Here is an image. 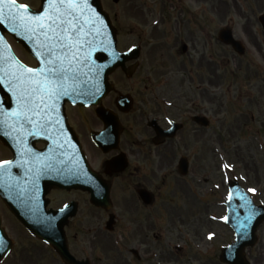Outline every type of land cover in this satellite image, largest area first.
<instances>
[{
    "label": "flooded vegetation",
    "instance_id": "af4514ba",
    "mask_svg": "<svg viewBox=\"0 0 264 264\" xmlns=\"http://www.w3.org/2000/svg\"><path fill=\"white\" fill-rule=\"evenodd\" d=\"M40 4L41 0H38L36 7ZM115 4L120 7L119 12L132 14V22L128 21L130 28L142 30L135 33V40L123 48L139 47V66L134 73H125L120 69L117 78L111 79L110 76L113 88L96 106H77L66 102L62 111L57 113L62 129L53 128L55 134L63 139H67L68 133L73 130L88 163L111 185L112 207L109 210L93 204L86 189L53 187L48 191L49 207L53 209L76 203V212L69 219L66 232L69 248L79 259L88 258V254L94 250L92 245L101 234L127 230L136 235L142 226L143 210L149 209L157 201L155 197L151 205L144 204L138 191H155L164 185L169 177L171 158L187 156L191 162L200 154L202 134L211 124L203 126L194 117L205 115L212 122V118L204 113L199 99L202 91L208 92L203 85L212 87L215 84L212 72L215 70L216 73V44L220 30L228 28L234 31L240 26L244 40L257 46L262 44L254 31L257 28L263 30L260 17L264 13V0H116ZM116 18L118 20V13ZM116 33L120 40L119 26ZM203 66L208 68L211 77L200 75ZM121 94L129 95L133 103L129 112L121 108ZM5 106L15 105L7 98ZM62 117L64 122H61ZM118 120L122 128H119ZM176 127L178 130L174 136H165L166 131ZM117 135L119 144H116ZM95 137L100 141L106 137L103 145L108 150H103ZM46 145V141L36 142L38 149ZM2 146L8 153L2 158L3 161L11 160V149L5 143ZM121 154L126 156L128 167L119 172L109 167V163ZM11 177L14 181L23 180L18 181V186L26 183L33 188L32 182L25 181L26 175L21 168ZM181 178L185 180L187 176ZM122 187L133 190L132 199L122 196ZM258 195L264 203V191L260 190ZM2 206L7 214L6 221L13 220L21 231H13L5 223L12 248L0 264H47L43 263L42 241L31 234L3 202ZM25 211L31 212L32 209ZM111 214L115 216V223L114 230L109 232L105 230V225ZM79 216L82 217L81 224L77 225ZM230 232L231 238L219 245L218 252L207 256L212 264H228L222 262L221 254L223 247L233 242L234 231L231 229ZM79 233L83 237L88 234L93 239L89 242L90 252L85 250L83 255L76 253L71 245V238L77 239ZM255 234L253 244H247L240 255L243 254L242 258L249 264H264V221L259 224ZM134 242L141 251L131 250L134 257L132 264H153V260H157L153 253L160 248H154L144 238L135 239ZM85 244L81 242L80 245ZM45 248L52 261L66 264L53 246L46 245ZM176 248L182 249L179 245ZM196 264L205 263L198 259Z\"/></svg>",
    "mask_w": 264,
    "mask_h": 264
},
{
    "label": "rangeland",
    "instance_id": "374dc122",
    "mask_svg": "<svg viewBox=\"0 0 264 264\" xmlns=\"http://www.w3.org/2000/svg\"><path fill=\"white\" fill-rule=\"evenodd\" d=\"M18 1L32 7L38 3V0ZM103 3L114 27L119 26L121 30L119 48H126L135 40L134 34L142 30L128 26L132 14L119 12L120 7L113 0H103ZM234 32L243 39L247 52L239 55L220 41L216 44V73L212 72L215 84L212 87L203 85L208 92L202 91L199 99L204 113L213 123L202 134L201 152L191 160L190 175L183 180L177 172L179 157L171 158L169 177L164 185L155 189V204L143 210L139 232L134 235L118 230L121 234L116 232L114 237L99 235L92 245L93 252L88 254L93 264H132L134 257L130 249L140 250L134 242L139 238L160 248L153 253L158 260H153V264H196L198 259L212 264L207 256L217 253L219 245L231 237L229 228L217 219L224 213L226 179L237 178L247 189L264 191V32L259 28L254 31L262 42L259 46L244 40L240 26ZM11 43L21 60L31 66L35 64L22 46L12 40ZM208 72L203 66L200 75L209 78ZM118 73L121 71L117 70L111 79L117 78ZM6 156L8 153L0 143V159ZM121 192L128 200L132 199L130 188L122 187ZM254 198L262 202L259 195ZM0 209L9 228L19 231L21 228L13 220L6 221L7 214L1 203ZM81 218L79 216L77 225L81 224ZM210 233L216 235L212 240ZM92 240L88 234L83 237L79 233L77 239L71 238V245L76 253L83 255L85 250L90 252ZM81 242H85V246H81ZM25 245H28L27 238ZM176 245L182 249L178 250ZM40 249L43 263L56 264L43 244Z\"/></svg>",
    "mask_w": 264,
    "mask_h": 264
},
{
    "label": "snow or ice",
    "instance_id": "6c2138e0",
    "mask_svg": "<svg viewBox=\"0 0 264 264\" xmlns=\"http://www.w3.org/2000/svg\"><path fill=\"white\" fill-rule=\"evenodd\" d=\"M5 21L12 23L13 32L19 26L34 44L38 66L28 67L12 57L8 67L0 70V86L7 89L15 105L9 109L0 102V128L5 136L20 141L17 145L20 158L0 161V172L11 175L14 167L32 171L35 189L44 169L51 166L29 168V164L41 157L28 146L26 139H52L50 130L62 129L57 115L59 106L64 98L83 94V88L91 79L90 74H94L98 81L104 66L97 60L109 50L110 42L104 44L100 41L98 44L103 22L89 0H43L38 12L18 0H0V23ZM89 92L95 95L91 89ZM14 183L18 184V181ZM250 191L255 192V189ZM253 215L250 210L247 218L251 220Z\"/></svg>",
    "mask_w": 264,
    "mask_h": 264
},
{
    "label": "water",
    "instance_id": "95a60500",
    "mask_svg": "<svg viewBox=\"0 0 264 264\" xmlns=\"http://www.w3.org/2000/svg\"><path fill=\"white\" fill-rule=\"evenodd\" d=\"M92 8L94 9L95 13L99 14V17L101 18L103 25L101 27V36L98 38V44L100 41H103L104 44H108L110 42V48L107 52H104V56L102 59H98L97 63L104 66L103 71L100 73L99 79L97 82H93V79L96 78L94 74H90L91 79L87 82L86 86L83 88V94L77 95L70 100H75L77 103L81 104H88V103H96L97 100L106 94L110 90V86L107 82V77L109 73L113 72L117 67L122 66L125 68V62L131 58L136 57L134 55L133 57H130L126 53H120L117 50L116 46V35L115 30L113 29L110 20L108 16L101 10L100 4L98 0H89ZM7 11V9H5ZM33 12H36L33 10ZM264 21V17H263ZM12 23L5 21L4 23H0V70L6 69L8 67L9 58L16 57L13 55L10 47L8 46L3 34L5 31H8L11 33L16 40L21 42L27 50L35 55V46L34 44L26 38V35L23 33V30L17 26V31L13 32L12 29ZM98 27H100L98 25ZM221 39L225 41L228 44H232V46L240 53L244 52L243 45L240 41L236 40L232 36V32L230 30H225L221 33ZM97 52V56H99ZM17 60V59H16ZM14 62V61H13ZM133 71V68H131ZM87 71V69H85ZM99 89L98 91L96 89ZM89 89H91L92 92L95 93V95H91L89 92ZM201 122H204L207 124V122L204 119L199 120ZM0 128V138H2V132ZM74 149L77 150L78 156H81L79 148L74 144ZM109 166H112L115 170H123L127 163L124 161V158L122 156H119L116 158L115 161L110 162ZM188 162L186 158H182L180 160L179 169L182 173L187 172ZM75 180L79 183L83 182L86 183V187L89 188V190L92 193V201L96 203L97 205H102L105 207L110 206V186L108 183L103 181L97 174L89 171L87 167L84 170V174H81V171H75ZM84 180H83V179ZM52 183V182H51ZM50 183V184H51ZM5 179L3 176V172H0V193L3 194L4 188H5ZM50 186V185H48ZM75 187H84L81 184H75ZM70 188V186H67ZM46 190V189H45ZM141 195L143 199L147 202H150V195H148L147 192L141 191ZM235 196H238L235 193ZM244 197L246 199H244ZM244 197H240L241 200H243V203L249 208L247 209V214L242 217H237L238 215L232 217L230 221H232V225L237 233V243L233 244L230 248H226L224 250V256L223 260L228 261L231 264H248L247 262H242L240 259H238V256H243V254L240 255L241 249L247 244L245 240L251 238V235H248L249 230H253L255 224H258L261 220V218H264V207H255L253 205V202L248 195H244ZM243 198V199H242ZM254 212V215L251 220H249L247 217L249 215V211ZM237 209H233L234 214ZM231 212V214L233 213ZM51 214H56L57 212L51 211ZM74 214V213H73ZM63 215V218L58 221H54L53 219H45L39 221V225L41 227H38V234L45 240L50 241L54 243L57 248L59 249L60 254L63 256V258L67 261H73L77 264H87L88 262H79L73 259L72 256H70L65 235L63 232V227L67 223L68 219V213H58V216ZM261 218L259 219V217ZM237 217V218H236ZM58 224V225H57ZM244 227H241V226ZM55 228H57L58 231H55ZM31 229L33 227L31 226ZM54 230V232H52ZM9 249V243L7 241L6 235L4 233V230L1 228L0 225V258H2ZM239 253V255H238Z\"/></svg>",
    "mask_w": 264,
    "mask_h": 264
}]
</instances>
